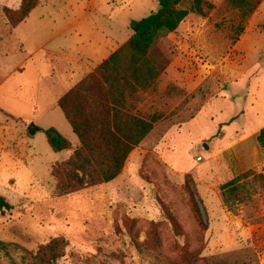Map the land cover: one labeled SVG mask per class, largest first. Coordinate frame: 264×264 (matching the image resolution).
Returning <instances> with one entry per match:
<instances>
[{"label": "rangeland", "instance_id": "374dc122", "mask_svg": "<svg viewBox=\"0 0 264 264\" xmlns=\"http://www.w3.org/2000/svg\"><path fill=\"white\" fill-rule=\"evenodd\" d=\"M41 1L14 30L5 9L18 10L21 0H0V197L13 206L0 210V241L33 251L62 237L68 247L58 264H166L185 253L199 255L193 264L214 258L264 264V188L258 183L252 201L236 212L221 192L248 171L264 175L257 140L264 128V8L238 42L225 0H208L215 6L208 17L191 14L175 33H162L152 51L158 92L144 96V109L163 119L116 180L61 197L53 169L80 141L59 99L129 40L132 21L158 12L160 4ZM74 21H81L78 28L52 38ZM81 28L83 39H71ZM106 33L115 39L103 42ZM90 41L94 54L69 78L76 63L65 54ZM240 41L244 53L236 48ZM171 87L177 89L169 96ZM33 123L40 129L35 135L28 131ZM50 129L73 150L55 152ZM0 264L13 263L0 254Z\"/></svg>", "mask_w": 264, "mask_h": 264}, {"label": "trees", "instance_id": "16d2710c", "mask_svg": "<svg viewBox=\"0 0 264 264\" xmlns=\"http://www.w3.org/2000/svg\"><path fill=\"white\" fill-rule=\"evenodd\" d=\"M264 0H225L224 7L231 15L233 38L238 42L251 17ZM160 10L134 20L132 36L117 51L103 61L59 101L64 115L80 141V147L53 169L58 178L57 194L61 197L80 192L87 187L105 185L116 180L141 143L163 119L161 112H147L144 96L158 92L159 68L152 59V51L162 33H175L191 14L208 17L215 6L208 0H159ZM39 5V0H21L18 10L5 9V15L15 30ZM220 27V26H219ZM177 88L171 87L172 96ZM173 90V91H172ZM51 148L57 152L72 151V143L56 130L47 132ZM264 152V128L258 135ZM264 188V175L251 170L221 186L224 204L237 211L243 202H251L258 190ZM13 206L0 197V210ZM165 215L179 228L169 210ZM68 242L56 238L29 251L16 243L0 241V254L13 264H58L66 255ZM198 254L185 253L166 264H193ZM208 264H231L216 258Z\"/></svg>", "mask_w": 264, "mask_h": 264}, {"label": "crops", "instance_id": "0c3cea01", "mask_svg": "<svg viewBox=\"0 0 264 264\" xmlns=\"http://www.w3.org/2000/svg\"><path fill=\"white\" fill-rule=\"evenodd\" d=\"M96 1L97 0H91V6H93L95 3H96ZM43 2L41 1V0H39V5L33 10V12L30 14V16L40 7V5L42 4ZM106 3H109V0H107L106 1ZM91 6H90V4H89V8H91ZM264 8V4L262 3L261 5H260V7L258 8V10H257V12H256V14L257 15H259L260 14V12H262V9ZM29 16V17H30ZM108 20H110V18H108ZM22 24V23H21ZM20 24V25H21ZM81 24V21H74V22H71V23H68V24H64V26H63V28H61V30L57 33V34H55L52 38L53 39H56V38H59V37H61V36H65V34H67V32L68 31H70V30H73V29H75V28H78V25H80ZM19 25V26H20ZM18 26V27H19ZM17 27V28H18ZM16 28V29H17ZM82 29L83 28H81V29H77L76 30V32H75V34H72L71 35V39H74V35L75 36H77V35H79V37L81 38V39H83V33H82ZM105 38H104V40H103V42H106V41H110V39L111 40H114L115 39V36H113V35H111L110 33H106L105 34V36H104ZM77 45V44H76ZM91 45V41L87 44V45H83V47H81L80 49H76V48H74V49H70V50H72V51H67V52H70V54H71V52H72V55H67V54H65V57L66 58H68V60H70L71 62H75L76 63V66L75 67H73L72 68V66H71V70H69V72L67 73L68 74V76H69V78H71L73 75H76V73L78 72V70L79 69H83V66H85L86 65V63L91 59V57H92V55L94 54V50L92 49V48H90L89 49V46ZM236 48H237V50H239V51H241V52H243V51H245V49H243L242 47H241V41L237 44V46H236ZM39 51V50H38ZM38 51H36L34 54H33V56H35V54L38 52ZM115 51H113L112 53H109L106 57H105V59H104V61L110 56V55H112L113 53H114ZM244 53V52H243ZM54 54H57V53H54ZM49 57V56H48ZM52 61L55 59V57L54 56H52V57H49ZM103 62V61H102ZM101 62V63H102ZM25 61H23L21 64H20V66H19V68L17 69L18 71H20L22 68H23V66L25 65ZM260 63H261V61H260ZM97 68V67H96ZM263 69L261 68V69H259V71L261 72ZM71 72V73H70ZM92 72V71H91ZM261 73H263L264 74V70L261 72ZM88 74V73H87ZM245 74V72H243L242 73V75L241 76H243ZM86 75V74H85ZM84 75V76H85ZM241 76H238V79L241 77ZM84 78V77H83ZM79 83V82H78ZM77 83V84H78ZM76 84V85H77ZM75 85V86H76ZM74 86V87H75ZM73 87V88H74ZM72 89V88H71ZM70 89V90H71ZM69 90V91H70ZM68 91V92H69ZM67 92V93H68ZM66 93V94H67ZM59 101H60V99H59ZM59 101H58V104H59Z\"/></svg>", "mask_w": 264, "mask_h": 264}, {"label": "water", "instance_id": "95a60500", "mask_svg": "<svg viewBox=\"0 0 264 264\" xmlns=\"http://www.w3.org/2000/svg\"><path fill=\"white\" fill-rule=\"evenodd\" d=\"M40 129L33 123L31 124V126L29 127L28 131L31 135H35ZM203 149L205 151H209V145L207 143L203 144Z\"/></svg>", "mask_w": 264, "mask_h": 264}]
</instances>
